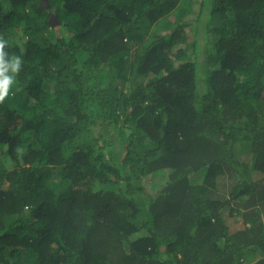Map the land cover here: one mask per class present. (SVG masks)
Wrapping results in <instances>:
<instances>
[{
  "label": "trees",
  "instance_id": "obj_1",
  "mask_svg": "<svg viewBox=\"0 0 264 264\" xmlns=\"http://www.w3.org/2000/svg\"><path fill=\"white\" fill-rule=\"evenodd\" d=\"M0 37V264H264V0H0Z\"/></svg>",
  "mask_w": 264,
  "mask_h": 264
},
{
  "label": "clouds",
  "instance_id": "obj_2",
  "mask_svg": "<svg viewBox=\"0 0 264 264\" xmlns=\"http://www.w3.org/2000/svg\"><path fill=\"white\" fill-rule=\"evenodd\" d=\"M8 41L0 37V104H3L8 98L13 85L16 83V77L22 71L23 57L19 55H9L5 50ZM15 152L18 157H23L25 149L17 146Z\"/></svg>",
  "mask_w": 264,
  "mask_h": 264
}]
</instances>
